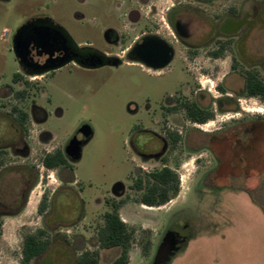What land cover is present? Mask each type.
Instances as JSON below:
<instances>
[{
	"label": "rangeland",
	"instance_id": "374dc122",
	"mask_svg": "<svg viewBox=\"0 0 264 264\" xmlns=\"http://www.w3.org/2000/svg\"><path fill=\"white\" fill-rule=\"evenodd\" d=\"M152 1L164 11L172 4L171 0ZM97 6V0H0V85L12 84V77L19 70L12 49L13 36L33 18L48 17L77 44L90 41L105 49L101 36L95 32L100 26L93 23L100 22ZM235 6H240L242 12L238 68L233 71L235 62L230 54L213 61L205 50L192 64L193 100L214 117L202 127H193L179 113L177 125L172 126L183 136L177 165L173 166L179 177V193L160 207L141 205L143 192L131 186H125L126 193L121 198L111 191L118 182H126L133 170V132L139 133L138 128L156 130L148 121H140L139 115L129 114L127 104L134 101L144 108L147 98L160 99L164 89L170 91V79L150 77L130 67H105L93 72L66 67L38 83L34 79L30 86H21L28 88L29 96L36 97L50 113L46 129L53 135L55 145L65 146L82 128L89 129L91 136L74 164L73 173L78 180L74 186L59 191V179L50 172L49 186L34 189L24 215L2 224L0 264H20L24 237L39 230L47 231L52 244L33 264H76L84 248L98 249L96 235L112 202H125L120 217L135 232L129 264H153L165 230L170 225L178 229L177 225L184 223L190 226L194 238L170 264H264V168L260 164L246 174L241 171L237 177L224 176L230 186H223L226 182L216 168L215 154L198 146L204 134L234 131L242 126L240 122L264 119V102L243 96L241 73L253 70L264 76V0H224L227 15L228 8ZM194 23L192 27L200 35L208 36L205 22ZM183 57L179 52L178 62ZM180 87L184 89V85ZM38 90L43 95L41 99ZM7 92L8 89L3 90L2 96ZM0 101L19 102L11 96ZM57 111H61L60 117ZM189 134L195 150L187 148ZM141 136L147 139L148 134ZM243 136L240 131L236 135ZM237 150L250 149L239 144ZM143 166L145 172L157 168L154 163ZM55 191L57 197H53ZM43 194L47 207L53 206L54 216L46 221L38 212ZM80 212L85 218L78 222ZM99 252L102 264L110 263L117 254L115 250Z\"/></svg>",
	"mask_w": 264,
	"mask_h": 264
},
{
	"label": "flooded vegetation",
	"instance_id": "af4514ba",
	"mask_svg": "<svg viewBox=\"0 0 264 264\" xmlns=\"http://www.w3.org/2000/svg\"><path fill=\"white\" fill-rule=\"evenodd\" d=\"M97 1L100 6L95 8L96 17L100 22L94 20L93 23L100 26L95 32L101 36L105 49L96 47L90 41L77 44L62 26L48 17L25 22L13 36L12 49L19 70L14 73L12 84L0 85V100L11 96L19 102L0 101V236L3 223L24 215L34 189L37 186H49L50 172L59 179L58 186L63 188H60L61 192L77 183L73 173L74 164L80 159L81 148L91 136L89 129L82 128L65 146L55 145L53 135L46 129L50 113L43 103L36 101V97L29 96L28 88L21 86H30L34 79L38 83L66 67L85 72L105 67H130L138 68L150 77L170 79V91L164 89L160 99L147 98L144 108L134 101L127 104L129 114L139 115L140 121H148L150 125L156 126V130L138 128L139 133L133 132L130 144L135 154L132 159L133 170L126 182H118L111 191L113 196L121 198L126 193L125 186L140 191L138 186H147V181L154 174L166 171L167 175L170 171L177 175L173 166L177 165L178 147L183 136L172 126L177 125L179 113L183 116L181 119L187 120L193 127H202L210 121H202L204 114L196 119L191 114L194 104L209 112L193 100L192 64L200 52L205 50V54L213 61L222 60L230 54L232 62H237L242 39L240 6L232 10L228 8L227 15L224 0H171V6L165 11L152 0ZM197 21L209 26L208 36L200 35L201 32L192 27ZM19 31L23 35L20 44L24 41L28 44L22 64L15 53ZM179 52L184 54L180 62ZM182 85L184 89H181ZM5 89L8 92L3 97ZM38 91L41 99L43 95ZM201 91L198 89L199 93ZM57 116H61V111H57ZM141 133L148 134L147 139ZM237 139L220 134H204L202 144L198 145L215 154L216 168L222 174V180L224 176L237 177L235 175L241 171L246 174L258 167L257 151H238L239 144H242ZM193 143V136L189 134L187 148L195 150ZM48 163H52V167ZM147 163H154L157 168L145 172L143 165ZM260 164L264 168V162ZM229 183H223V186H230ZM173 185L171 181L169 186ZM57 195L55 191L53 197ZM45 199L43 194L38 207L43 221L54 216L51 213L53 206L49 208L46 205V209L40 212L41 204L46 203ZM114 203L110 204L108 212L112 211ZM124 203L116 204H122L121 210ZM77 216L78 222L85 218L84 212ZM177 227L174 229L170 225L165 230L155 250L153 264L167 235H173L174 249L165 264H170L193 240L188 224ZM85 251L91 250L84 248L79 256Z\"/></svg>",
	"mask_w": 264,
	"mask_h": 264
},
{
	"label": "trees",
	"instance_id": "16d2710c",
	"mask_svg": "<svg viewBox=\"0 0 264 264\" xmlns=\"http://www.w3.org/2000/svg\"><path fill=\"white\" fill-rule=\"evenodd\" d=\"M237 62L233 64V70H237ZM244 78L243 96L247 98H257L264 102V76L257 71L242 70ZM223 92H225L222 89ZM194 119L204 114L202 121L211 120L214 117L212 112H205L196 104L191 112ZM241 123V122H240ZM234 131H222L219 134L236 137L240 131L244 136L237 140L243 144V149H254L258 153V165L264 162V119L256 118L249 120ZM233 140V139H232ZM52 163H48L52 167ZM168 171V170H167ZM166 172V171H165ZM154 174L153 178L147 181V186H138L139 190H144L140 203L149 207H160L165 205L179 193V178L173 172L168 171ZM173 181L174 185L169 186ZM122 204L114 203L112 211L106 212L103 216V226L97 232V243L99 250L118 249L119 254L108 264H129V252L132 246L134 230L121 219L119 210ZM46 209V203L40 206V212ZM47 231L39 230L35 234H28L23 239L22 260L20 264H33V260L44 255L52 244ZM85 251L76 259V264H102L99 250Z\"/></svg>",
	"mask_w": 264,
	"mask_h": 264
},
{
	"label": "water",
	"instance_id": "95a60500",
	"mask_svg": "<svg viewBox=\"0 0 264 264\" xmlns=\"http://www.w3.org/2000/svg\"><path fill=\"white\" fill-rule=\"evenodd\" d=\"M23 39V35H22V31L18 32V44L15 46V53L17 55L18 60L20 61V63H24L25 62V50L27 48V42L24 41L23 43L20 44V41ZM173 235L169 234L165 237V239L163 240L158 253L155 257V261L154 264H165L170 256V253L172 252V250L174 249V244H173Z\"/></svg>",
	"mask_w": 264,
	"mask_h": 264
},
{
	"label": "crops",
	"instance_id": "0c3cea01",
	"mask_svg": "<svg viewBox=\"0 0 264 264\" xmlns=\"http://www.w3.org/2000/svg\"><path fill=\"white\" fill-rule=\"evenodd\" d=\"M97 248H98V243H97ZM110 250H115V251H117V252H116V253H117L116 256L119 254V250H118V249H110ZM101 251L103 252V251H107V250H101ZM115 258H116V257H115Z\"/></svg>",
	"mask_w": 264,
	"mask_h": 264
}]
</instances>
